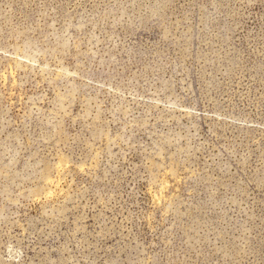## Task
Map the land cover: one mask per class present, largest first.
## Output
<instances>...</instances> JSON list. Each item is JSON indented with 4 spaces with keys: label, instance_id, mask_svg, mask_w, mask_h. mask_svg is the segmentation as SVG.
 I'll return each mask as SVG.
<instances>
[{
    "label": "rangeland",
    "instance_id": "1",
    "mask_svg": "<svg viewBox=\"0 0 264 264\" xmlns=\"http://www.w3.org/2000/svg\"><path fill=\"white\" fill-rule=\"evenodd\" d=\"M0 264H264V0H0Z\"/></svg>",
    "mask_w": 264,
    "mask_h": 264
}]
</instances>
